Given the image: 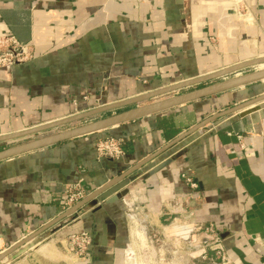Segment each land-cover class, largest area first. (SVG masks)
Listing matches in <instances>:
<instances>
[{"label":"crops","instance_id":"obj_1","mask_svg":"<svg viewBox=\"0 0 264 264\" xmlns=\"http://www.w3.org/2000/svg\"><path fill=\"white\" fill-rule=\"evenodd\" d=\"M243 1L254 24L241 21L239 0H0V36H15L34 50L31 60L0 69V137L264 57V0ZM220 80L3 142L0 150ZM262 94L264 83H254L0 162L1 245L9 248L64 213L68 184L81 182L93 192L203 120ZM107 136L122 142L117 160L97 154ZM129 178L127 207L93 200L46 231L52 240L39 253L59 249L60 242L69 249L68 237L87 231L93 239L88 258L73 264H139L144 234L193 250L212 225L233 261L242 264L237 249L247 262L264 264L255 242L264 239V107L198 130ZM178 200L182 210L174 206Z\"/></svg>","mask_w":264,"mask_h":264},{"label":"water","instance_id":"obj_2","mask_svg":"<svg viewBox=\"0 0 264 264\" xmlns=\"http://www.w3.org/2000/svg\"><path fill=\"white\" fill-rule=\"evenodd\" d=\"M264 57L255 58L237 65H234L232 67L223 69L221 71L204 75L202 77L192 79L183 83H179L177 85L167 87L165 89H161L159 91H155L152 93H149L147 95L134 98L128 101H124L115 105H111L108 107H103L101 109H96L94 111H90L87 113H83L80 115H75L72 117H68L65 119H61L59 121L51 122L45 125H41L38 127H34L31 129H27L24 131H19L13 134L5 135L0 137V143L3 142H9L19 139H25L30 138L35 135H39L42 133L50 132L59 128H62L64 126H67L71 123L82 121L84 119H87L93 115H96L98 113H101L103 111L113 110L117 109L119 107H124L131 104H136L141 101L167 95L170 93H174L176 91H180L183 89L190 88L195 85H199L202 83H208L215 80L222 79L220 81L208 84L204 87L195 89L193 91H189L180 95L172 96L167 99H163L157 102L149 103L147 105H144L142 107H137L135 109L122 112L116 115H112L110 117L99 119L90 123H86L83 125H80L78 127H74L71 129H67L65 131L59 132L57 134H53L50 136L33 139L24 143H20L17 145H13L7 148H4L0 150V162L15 158L17 156H21L23 154L33 152L35 150H39L42 148H46L49 146H53L56 144H59L61 142L94 134L103 130H108L112 127L129 123L138 119H142L148 116L156 115L159 113H162L164 111H167L169 109L183 106L185 104L208 98L211 96H215L221 93H225L228 91H232L239 88H244L248 85H252L254 83H264ZM246 69H253L250 72H247L245 74H242L241 71ZM229 75H233L232 77H227ZM258 106V109H254L252 111H247L248 109ZM264 107V94L255 97L253 99H250L248 101H245L244 103H241L239 105H235L225 111H221L219 113H216L212 115L211 117L203 120L202 122L198 123L197 125L190 128L187 132L181 134L176 139L171 141L166 147H164L162 150H160L155 155L148 157L138 165H136L134 168H132L130 171H128L123 176H119L118 178L110 180L107 184L104 186L98 188L97 190L93 191L91 194H89L87 197H85L83 200H81L79 203L71 207L70 209L66 210L64 213H62L59 217L51 221L50 223H47L42 229L37 231L36 233L24 238L23 240L15 243L14 245L7 248L5 251L0 253V262L5 260L9 255L17 251L19 248H22L25 246L28 242L33 240L35 237L39 236L40 234L48 231L50 228L54 227L58 223L62 222L66 218L74 215L79 210H81L84 206L89 204L95 199L98 200H109V202H117V201H123L125 203L126 207L128 206L127 202L125 201L126 195L129 193V189L127 188L128 184L131 181V178H129L134 172L145 166L146 164L150 163L152 160L157 158L162 152L166 151L167 149L173 147L178 142L183 140L184 138H187L188 136L192 135L193 133L197 132L198 130L211 125L215 123L216 121L228 117L230 115L239 113L242 116L252 114L261 108ZM125 201V202H124ZM223 239L224 236L220 235ZM187 241V239H185ZM203 243H207V239L203 241ZM179 245V244H178ZM177 247V246H176ZM236 254L239 256L242 264H252L246 261L245 255L240 252L239 250H235Z\"/></svg>","mask_w":264,"mask_h":264},{"label":"built area","instance_id":"obj_3","mask_svg":"<svg viewBox=\"0 0 264 264\" xmlns=\"http://www.w3.org/2000/svg\"><path fill=\"white\" fill-rule=\"evenodd\" d=\"M239 2V11L245 12V15H247V17L244 18V22L248 25L254 24L256 21L255 18L252 17V11L250 7L243 0H239ZM33 57L34 50L29 43H22L15 36L12 35L0 36V69H8L15 67L16 65L31 60ZM238 138L240 139L242 138V136L239 135ZM96 151L99 157L101 158H110L112 160H117L123 155L122 142L121 140L115 137L107 136L98 141L96 145ZM183 177L189 183L191 188L197 187V184L190 176L183 175ZM65 192V210L70 209L92 193L88 191L81 182L68 184L65 189ZM181 202V200H178L176 203H174V206L181 209ZM205 229L207 243H201L200 247L195 248L199 251L198 256L205 258V256L208 254V248L216 252L218 257L225 261V259H227V252L224 247L220 233L212 225ZM67 240L68 247L70 251L74 253V255L79 258L88 257L90 247L93 242L92 235L89 232L83 231L79 233H73L68 237ZM255 242L259 246L264 248V239L255 238ZM3 251H0V253H2Z\"/></svg>","mask_w":264,"mask_h":264},{"label":"rangeland","instance_id":"obj_4","mask_svg":"<svg viewBox=\"0 0 264 264\" xmlns=\"http://www.w3.org/2000/svg\"><path fill=\"white\" fill-rule=\"evenodd\" d=\"M239 12H241L239 13V17L241 21L244 22V18H246L247 15H245V12ZM252 17L255 18V15H253V13ZM252 70L253 69H248L246 70V72L241 73L245 74ZM37 138H39V136H36L34 139ZM148 234L143 235L142 238H145V240H138L139 246L137 249L136 258L139 264H147V262L148 264H237L235 261H233L227 250V259H225V261L219 258L216 252L208 249L207 247L206 248L208 254L205 256V258H203L201 256H198L199 251L196 249L192 250L184 248L176 250L175 247L173 248L170 242L165 241V238L151 239L149 237H151L152 235ZM51 236V232H48L47 234H45L44 232L40 236H37L39 238L35 237L33 240H31V244L19 248L17 251L9 255L5 260L0 262V264H73L72 261L74 259L78 258L79 261L80 259H83L74 255H70L72 252L70 253V249H66L62 242L58 244L59 249L55 250V248H52L51 250H45L44 253H39V249L47 245L52 240L50 239ZM145 242L147 244V247L144 246ZM51 247H53L52 244ZM5 249L6 247L4 245L0 246V251H3ZM261 249L264 252V248L261 247ZM26 259L27 262L25 263L24 261Z\"/></svg>","mask_w":264,"mask_h":264},{"label":"bare ground","instance_id":"obj_5","mask_svg":"<svg viewBox=\"0 0 264 264\" xmlns=\"http://www.w3.org/2000/svg\"><path fill=\"white\" fill-rule=\"evenodd\" d=\"M264 67V66H263ZM258 109V106H255V107H252V108H250V109H248L247 111H252V110H254V109ZM130 257H132V254L130 255ZM132 261H130V263H131Z\"/></svg>","mask_w":264,"mask_h":264}]
</instances>
